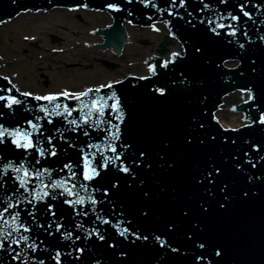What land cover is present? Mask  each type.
I'll list each match as a JSON object with an SVG mask.
<instances>
[{
	"label": "water",
	"instance_id": "1",
	"mask_svg": "<svg viewBox=\"0 0 264 264\" xmlns=\"http://www.w3.org/2000/svg\"><path fill=\"white\" fill-rule=\"evenodd\" d=\"M72 7L111 17V24L93 31L102 37L94 44L98 49L120 54L128 41L124 23L146 28L165 22L167 34L158 55L143 58L149 75L127 74L85 90L56 91L51 102L35 98L49 96L48 91L18 87L0 73V96L9 98L0 100V127L8 130L0 142V210L11 203L6 226L19 227L11 220L18 212L29 231L16 235L30 237L19 246L4 241L0 264H264V0H186L183 7L179 0L175 5L172 0H0V25L26 12ZM220 23L226 27L217 28ZM228 25L237 29L235 35ZM170 39L182 47L175 58L174 50L163 57ZM169 59L174 62L162 67ZM227 61L237 62L229 66ZM108 84L112 87H101ZM235 90L248 93L230 106L244 121L222 125L216 111ZM13 96L21 103L8 107ZM117 102L122 116L109 107ZM56 104L61 115L52 113ZM44 109L52 114L46 116ZM73 119L79 127L69 123ZM98 120L103 121L99 127ZM17 129L32 135L26 140L8 134ZM113 133L119 139L110 144ZM13 139L31 140L36 147H17ZM53 146L55 156L40 155L39 149ZM111 146L121 159L102 167L117 154ZM121 161L130 172L120 170ZM9 163L24 168L5 172ZM86 174L95 178L85 180ZM49 184L57 187H45ZM81 198L82 205L66 203ZM33 243L35 250L28 246ZM17 253L20 258L13 259Z\"/></svg>",
	"mask_w": 264,
	"mask_h": 264
},
{
	"label": "rangeland",
	"instance_id": "2",
	"mask_svg": "<svg viewBox=\"0 0 264 264\" xmlns=\"http://www.w3.org/2000/svg\"><path fill=\"white\" fill-rule=\"evenodd\" d=\"M110 22L106 12L82 7L19 15L0 25V73L8 74L18 87L30 91L61 88L73 92L116 75L145 72L143 58L159 46L167 34L166 26L160 23L150 29L126 24L129 37L119 56L92 45L101 41V36L92 31ZM51 34L60 41L53 43ZM100 59L115 61L120 66L116 70L106 69ZM44 78L50 81V86L44 87ZM240 101L235 95L223 101L216 111L222 125H229L228 120L234 115H240V122L244 121L242 113L230 110L232 104Z\"/></svg>",
	"mask_w": 264,
	"mask_h": 264
},
{
	"label": "snow or ice",
	"instance_id": "3",
	"mask_svg": "<svg viewBox=\"0 0 264 264\" xmlns=\"http://www.w3.org/2000/svg\"><path fill=\"white\" fill-rule=\"evenodd\" d=\"M128 2H131V0H128ZM142 2H146V0H142ZM147 2H150V0H147ZM222 2H223V0H222ZM175 3H176V0H172V4L175 5ZM185 4H186V0H179V5L181 7L185 6ZM108 7L109 8H112V9L119 10V8H118L117 5L109 4ZM205 7H207V5H205ZM239 7H240V10H241V12L243 13V15L245 17H250V14L247 11L244 10V7H245L244 5H240ZM169 15H173V13L171 11H169ZM229 15H231V14H229ZM221 19H224V17H221ZM231 19L233 21H238L239 20V17L238 16H235V15H231ZM209 23L212 24V23H214V21L210 20ZM216 27L223 29L226 26L223 23H220V24H217ZM227 27L231 28V33H230L231 35H235L236 34L237 29L235 27H233L232 25H228ZM156 30L159 31V29H156ZM212 30L215 31L216 29L213 28ZM262 39H264V37H262ZM241 47H243V45H241ZM171 55H172V58H175V57L179 56V53L174 52ZM172 62H174L173 59H169V60L163 61V63H162L161 66L162 67H167V65L170 64V63H172ZM149 68H150V71L151 72L155 73V66L154 65H150ZM4 79H7V78L5 77ZM141 79H147V77H141ZM101 87L102 88L103 87H109V88H111L112 85L111 84L102 85ZM12 88H15V85H12ZM12 88H9L7 91L10 92L12 90ZM17 91H18V89H17ZM91 91L92 90L90 89L89 92H91ZM97 91H99V89H97ZM158 91H159V93L161 95H163L165 90L164 89H158ZM22 95H24V96H31L32 93L24 92ZM60 95L67 96V95H77V94L62 93ZM84 95H86V93H79L78 94V96H84ZM35 98L37 100H46V101H50V102L56 100V96H53V95L43 96V97L37 96ZM5 99H9V98H6L5 96H0V100H5ZM10 101L11 102L7 105L8 107H11L14 104L21 103V101H19L14 96L13 97H10ZM60 107L61 106L59 104H56L55 105V108L52 109V113H55L56 115H61L62 113H59V112H56L55 111L56 108H60ZM109 107H111L113 110L117 111V113L120 116H122V109H120L118 107V102L115 103V104L110 105ZM44 110H45V115L46 116L52 114V113H49L46 109H44ZM65 111L67 112V115H69V116L71 115L72 110L67 109L66 106H65ZM90 114L91 113H89V115ZM100 114L102 115V113H100ZM84 122L87 123V118H85V121ZM69 123L72 124V125H76L77 127H79V125L77 124V121L75 119L69 121ZM102 123H103V121H99L98 120L96 126L99 127ZM261 123H264V117L261 118ZM33 127H38V125H33ZM115 128H116V133H118L119 132V125H116ZM73 130H75V128ZM6 132H8L7 129H3L2 127H0V142H3V138H4L5 134H6ZM116 133H113L112 134V139H111L110 144L119 139V136ZM8 134L9 135H14V136H21L22 138H24L26 140H27L28 137H30L32 135L31 132L22 133L19 129H17L14 133H8ZM87 134L88 133L85 132V135H87ZM51 141H52V138L49 137V144L50 145H51ZM13 143L17 147H22L24 149L36 147V144H34L31 140H28L26 143H20L19 140L13 139ZM111 151L113 153H117V150H116V148L114 146H111ZM39 152H40V155L41 156H43L45 154V152H48V154L49 155H52V156H55L56 155V150H55V147L54 146L51 148V151H49L48 149H39ZM89 155H94V153H89ZM121 156H122V153H117L113 157H110V158L105 159L102 167H106L108 164H114V162L116 160H120L121 159ZM141 156H143V153H141ZM121 164L123 165V162L122 161H121ZM67 167H70V166H67ZM23 168H24V166L22 164L19 167H14L11 163H9L8 165L5 166L4 171L6 172L7 169H12V171L19 173L21 171V169H23ZM120 170L122 172H124V173L130 172V169L126 165H123L120 168ZM216 171L218 173L219 172V169H216ZM92 172L95 175H99V172H98V170L95 167L92 168ZM28 175H29V173L25 169L24 170V176H28ZM40 175H43V173L37 172V176H40ZM73 175H75V174L73 173ZM95 175H87L86 174L84 176V179L90 181V180H92V179L95 178ZM209 176H211V173H209ZM25 183H26V181H24L23 179H21L20 186L21 187H24L25 186ZM65 183H67V181H65ZM45 187L55 188V187H57V185H55V184H49V185H46ZM84 188H85V186L84 185H81L80 190H84ZM25 190L27 191V189H25ZM65 191L69 192V194L78 195V191L76 193H73L71 189H65ZM44 195H48V193L45 192ZM244 195H247V193H244ZM33 199H35V197H33ZM29 202L31 203L32 200H29ZM89 202L92 203L93 205H95V203H96V201L93 198H91V196L89 197ZM66 203L73 204V205L74 204H81L82 205L84 203V201L81 198V199H77L75 201H66ZM11 207H12V205H11V203H9L7 207H5L3 210H0V249L3 248L4 241H8L9 242V246H11V244H13V243L16 244L17 246H19L21 244V242L27 243L29 241V239H30V237L27 236V235H23V234L16 235L17 233H19L20 229H23L24 232H28L29 231V229L26 228V227H24V225L22 223H19L20 214L18 212L11 215V220L13 222L18 223L19 224V227L18 228H11L10 226H6V225H8V221L5 219V213L9 212V209ZM221 207H223V205H221ZM49 208H50V211H51V206H49ZM52 214L54 215V213H52ZM101 222L102 223H108L107 220H102ZM81 227H82V225H81ZM57 230H59V226H58V229ZM94 231H96V230H94ZM127 232H128V229H124L123 231L120 232V235L123 236ZM97 235H98V238L99 239H101V240L104 239V237L102 235H99L98 232H97ZM66 238L70 239L71 238V235L69 234L68 236H66ZM137 238H141V237H137ZM143 239H147V237H143ZM156 239L158 241H160L161 246L164 245L165 242L163 240H161L160 237H156ZM28 246L31 247L33 250H35V248H36L35 243H33L31 245H28ZM200 247H203V245H200ZM80 251H83V250L81 249ZM173 251H176V249H173ZM59 255H60V253L58 252L57 253V257H59ZM217 255H219V252H217ZM19 258H20V254L19 253H17L13 257V259H19ZM28 259H29V257L25 254L24 260H28ZM40 264H43V262L41 261Z\"/></svg>",
	"mask_w": 264,
	"mask_h": 264
},
{
	"label": "bare ground",
	"instance_id": "4",
	"mask_svg": "<svg viewBox=\"0 0 264 264\" xmlns=\"http://www.w3.org/2000/svg\"><path fill=\"white\" fill-rule=\"evenodd\" d=\"M128 37H129V35L127 34V38ZM170 40H171V44L168 46V52H169V53L167 52L168 55L171 54L172 50H174L175 52L179 53L182 50V47H181L180 43L178 41H176L175 39H170ZM157 55H158V53L156 52V48H153L152 50H150V52L148 53V55L146 57L157 56ZM164 57H169V56H164ZM236 62L237 61H234V62L227 61V62H225V64H228L229 66H234V64ZM133 74L139 75V76L149 75V71H148V69L146 67V71L145 72H140V73L139 72L138 73L137 72H133ZM124 75H127V73L123 74V75H116L113 78H117V77L124 76ZM113 78H108V79H105L104 81H107V80H110V79H113ZM232 95H235V96L239 97L240 100H243L244 98H246L248 96V94L246 92H241V91L235 90V91L229 93L227 96L223 97V100H225L227 97L232 96ZM242 96H243V98H242ZM238 113H241V112H238ZM228 123H229V125L230 124L242 123V122H240V115H234V116L230 117V119L228 120Z\"/></svg>",
	"mask_w": 264,
	"mask_h": 264
},
{
	"label": "flooded vegetation",
	"instance_id": "5",
	"mask_svg": "<svg viewBox=\"0 0 264 264\" xmlns=\"http://www.w3.org/2000/svg\"><path fill=\"white\" fill-rule=\"evenodd\" d=\"M99 61H100L101 64H103L105 66L106 69H112V70H114L115 68H117V67L120 66V63H117L115 61H109V60H105V59H100ZM105 61H107L108 64H106ZM77 65H79V64L77 63ZM44 79H45V80H43L44 87L50 86V81L47 78H44ZM106 79H108V78H106ZM88 85H90V84H88ZM88 85H86V86H88ZM86 86H83L81 89H84ZM56 91L60 92V91H64V90H62L61 88H59L57 90H52V92L51 91H48V92H44V93L45 94H52V93H54Z\"/></svg>",
	"mask_w": 264,
	"mask_h": 264
}]
</instances>
